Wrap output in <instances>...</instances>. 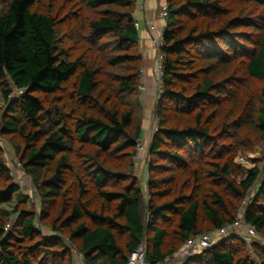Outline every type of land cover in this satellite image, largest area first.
I'll return each instance as SVG.
<instances>
[{
	"label": "trees",
	"instance_id": "16d2710c",
	"mask_svg": "<svg viewBox=\"0 0 264 264\" xmlns=\"http://www.w3.org/2000/svg\"><path fill=\"white\" fill-rule=\"evenodd\" d=\"M41 2L0 0V138L40 196L28 208L0 147V264H75L72 247L127 264L143 242L160 264L240 211L252 252L233 235L179 264H264L262 170L235 162L264 146V0H165L147 193L138 0Z\"/></svg>",
	"mask_w": 264,
	"mask_h": 264
},
{
	"label": "rangeland",
	"instance_id": "374dc122",
	"mask_svg": "<svg viewBox=\"0 0 264 264\" xmlns=\"http://www.w3.org/2000/svg\"><path fill=\"white\" fill-rule=\"evenodd\" d=\"M138 3L139 2H137L135 15H136L137 10L139 8L138 7V5H139ZM48 5H49V0H42V2L40 4V8L42 10H46V8H48ZM142 76H143V71H142ZM155 78H156V75H155ZM140 93H141L142 103H143L144 108H145L144 126L147 129H148V127H150V125L153 126V129H152L151 132H152V135L154 136V134L156 132L155 130H156V123H157V121L155 120V106H156L155 104H157V103L151 104L150 106L145 105L146 101H148V94H146V88H145L144 92H140ZM158 96H159V94L157 92V100H158ZM5 109H6V105L3 103L2 96H1V93H0V114H2L5 111ZM148 110H152V114L153 115ZM144 130H146V129H144ZM142 139L144 141V149H143L142 152H144V150L146 149L145 153L143 154V156L145 157V161H146L145 164L147 165L148 162H149V160H148L149 150H150V146H151V142H152L153 138H151V140L149 139L148 142H146V140H144V138H142ZM145 143H146V145H145ZM0 147L3 149V154H4L5 161L7 162L8 167L10 168V170L12 171V174L14 176L13 177L14 178V183L18 185V182H20V181L24 182V186L22 188H20V189H21L22 197L26 198L27 201H28V205H29L28 208L34 209L35 211L39 212L40 211V198H39L40 196H39V193L37 192V190H36V188H35V186L33 184V181L31 180V178L28 177V175L26 174L24 169L23 168H19L17 166V163H19L20 161H19V157L17 156V154L15 152L13 143L11 141H9L8 139L0 138ZM140 154H138L137 164L139 162H142L140 160V158H141ZM235 162H236L237 165H239L243 169V173L245 175H247V173L251 169H253L254 167L259 166L261 168V170H262V175H261V178L258 181L257 187L261 185V182L264 179V146H263V144L258 145L255 148L254 153H252V154H239L237 156ZM139 165H141V164H139ZM137 175L142 180L143 190L146 191V193H147L148 192V188H147V184H146V174H143V176H142L141 172L138 171ZM18 187H19V185H18ZM257 187H256V189H257ZM256 189H255V191H256ZM239 219L243 221V219H244L243 211H240ZM36 225H37L38 229L43 233V235L45 237L54 236V234L47 227L41 226L39 222H37ZM245 233H246L245 228H242V229L233 231L230 235H228V237L234 235V236L239 237V238H241L243 240H248L249 237ZM228 237L224 238V237H221L216 232L212 233V241L215 244L217 242H219V241H222L223 239L228 238ZM261 240L262 239H260V237H258V238L255 239L254 242L255 243L259 242L260 243ZM248 249L252 252L253 248L251 249V247L248 246ZM72 251H73V253L75 255V261H74L75 264H83V260L77 254L76 248L72 247ZM171 264H179V262L172 260Z\"/></svg>",
	"mask_w": 264,
	"mask_h": 264
},
{
	"label": "built area",
	"instance_id": "2783aa9c",
	"mask_svg": "<svg viewBox=\"0 0 264 264\" xmlns=\"http://www.w3.org/2000/svg\"><path fill=\"white\" fill-rule=\"evenodd\" d=\"M167 15H168V7L164 5L159 12V17L162 21H165ZM146 24L148 31L152 36L153 45L157 52L155 72H156V81H157V91L159 94L161 92V79L163 76V67H162L163 55L161 54L162 48L164 47L163 34L157 35L156 27L149 19H146ZM140 25H141V21L137 20V26L140 27ZM144 91H145V87L143 85L140 86V92H144ZM157 129H158V123H156V130ZM143 149H144V142L140 140L138 144L139 153H141ZM17 166L19 168L22 167L20 163H17ZM18 185L20 188H22L24 186V182L20 181L18 182ZM242 228H245L246 230L245 234H247L249 237L248 240H245L246 244L250 246L252 249L255 244L254 241L256 238L259 237V234L254 227L246 225L240 219H237L235 223L229 227L217 230L216 233H218L221 237L225 238L228 237V235H230L233 231ZM214 245L215 243L212 241V233H207L192 237L183 245V247L173 257L166 259L164 263H160V264H171L172 260L178 261L180 263L185 258L200 254L205 250L212 248ZM146 255H147V245L145 242H143L139 245L137 250L134 253H132L127 264H148L146 261ZM80 258L82 259L81 256Z\"/></svg>",
	"mask_w": 264,
	"mask_h": 264
},
{
	"label": "crops",
	"instance_id": "0c3cea01",
	"mask_svg": "<svg viewBox=\"0 0 264 264\" xmlns=\"http://www.w3.org/2000/svg\"><path fill=\"white\" fill-rule=\"evenodd\" d=\"M138 10L136 13L137 20L141 21V49L143 54V76H142V85L146 88V94H148V101L145 105L150 106L151 104L157 103V81L155 78V66L157 60V52L154 48L152 36L148 32L146 19H149L156 27L157 35H162L163 29L165 28V22L162 21L159 17V12L161 8L165 5V0H138ZM156 105V104H155ZM152 114V110H148ZM153 115V114H152ZM143 138L146 142L153 138L152 129L153 126L150 125L148 129L144 126ZM151 129V130H150ZM146 145V143H145ZM146 150V149H145ZM142 152L138 165V171L141 172V175L146 174L147 177V165L145 164V157ZM139 161V160H138ZM141 164V165H139ZM147 184V179H146Z\"/></svg>",
	"mask_w": 264,
	"mask_h": 264
}]
</instances>
